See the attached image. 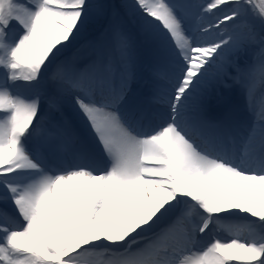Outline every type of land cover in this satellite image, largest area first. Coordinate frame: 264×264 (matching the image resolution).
<instances>
[{"label":"snow or ice","instance_id":"snow-or-ice-1","mask_svg":"<svg viewBox=\"0 0 264 264\" xmlns=\"http://www.w3.org/2000/svg\"><path fill=\"white\" fill-rule=\"evenodd\" d=\"M0 264H264V0H0Z\"/></svg>","mask_w":264,"mask_h":264},{"label":"bare ground","instance_id":"bare-ground-1","mask_svg":"<svg viewBox=\"0 0 264 264\" xmlns=\"http://www.w3.org/2000/svg\"><path fill=\"white\" fill-rule=\"evenodd\" d=\"M233 74H235L234 71H233ZM224 111L231 112L233 114V116L238 121H243V120H245L247 118V113L246 112H244V113L237 112V105L235 104V101L233 100V98L225 99L223 97V98H220L218 101H217L216 98L215 99L212 98V105H211V108L209 110L208 115L210 117H214V116H217V115L221 114ZM81 127H83V125H81ZM97 150H98V146H97ZM242 222L243 221H241L239 218H237V219H234V220L226 222V224L227 223L236 224V223H242ZM225 228H227V227L226 226H222L221 227L222 230L225 229ZM206 242L207 241H205V243Z\"/></svg>","mask_w":264,"mask_h":264},{"label":"rangeland","instance_id":"rangeland-1","mask_svg":"<svg viewBox=\"0 0 264 264\" xmlns=\"http://www.w3.org/2000/svg\"><path fill=\"white\" fill-rule=\"evenodd\" d=\"M110 3H113V4H116V5H117V4H120V0H111ZM102 22H103V20H102ZM102 22H101V23H102ZM92 28H93V27H92ZM249 59H250V58H248V60H249ZM242 60H244V58H242L241 61H242ZM219 90H221V89H219ZM227 90L230 92L229 89H227ZM257 97H259V95H257Z\"/></svg>","mask_w":264,"mask_h":264}]
</instances>
